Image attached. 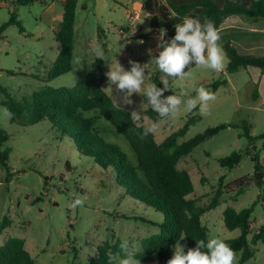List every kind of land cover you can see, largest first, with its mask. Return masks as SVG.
<instances>
[{"label": "rangeland", "instance_id": "1", "mask_svg": "<svg viewBox=\"0 0 264 264\" xmlns=\"http://www.w3.org/2000/svg\"><path fill=\"white\" fill-rule=\"evenodd\" d=\"M137 2V8L142 7L144 11V0ZM123 4L122 0H79L74 68L49 81V73L60 53L56 29L63 18L61 2L34 0L33 4L22 6L17 0H0V27L11 19L13 21L0 39V129L8 135L1 150H10L8 166L4 167L0 162V224L5 217L12 222L10 227L0 231V249L10 238L23 239L36 264H91L100 255V247L120 239L127 241L128 251L124 256H114L119 264L128 253L140 252L144 239L160 233L164 215L127 195L118 184L116 174L102 169L94 159L82 156L71 137L54 129L49 121L20 126L2 114L1 103L7 100V94L25 103L34 93L47 87L73 88L86 78L98 79L93 68L98 58L93 49L99 47L103 50L101 58L108 70L112 68L111 61H118L128 70L131 67L129 59L142 66L146 64L140 93H129L133 104L122 105L127 106L126 110H135L142 115L139 125L148 126L154 122L146 115L149 106L145 104L143 95L144 89L153 84L151 78L157 70L153 58L158 56L160 49L152 40H143V43H140L142 40H134L130 56L123 55L124 45L116 41L120 35L115 25L126 30L127 40L135 34L128 29L127 7ZM143 11L137 34L150 33L145 31L151 27ZM251 29L264 37V22L250 24L242 35L250 37ZM100 31L105 36L100 35ZM229 40H219L218 45L222 48ZM223 54L222 71L195 66L187 71L190 74L183 80L166 77L172 83L162 98L177 95L182 103L175 116L157 122L155 136L156 141L162 144L189 124L188 132L179 139L182 144L209 128L226 123L239 125L237 129L223 130L205 141L178 164L180 170L190 174L195 185V192L189 198L198 199L202 206L211 203L220 185L226 187L219 194L220 205L202 217L210 230V239L226 241L241 234L240 230L230 231L224 224L223 214L228 207L241 211L258 202L251 217L252 232L264 225V187H257L253 181L255 168L251 160V155L259 154L264 166L263 140L258 139L251 145L243 129V122H246L251 127L252 136L259 137L264 133V74L258 68L249 67L229 75L226 72L228 58L224 51ZM249 54L264 57V46ZM224 80L227 84L214 93L216 99L209 102L207 114H202L197 107L191 111L187 109L186 101L197 98L198 88ZM110 86L104 85V90L116 101L118 96L124 95L114 91V85ZM206 89L212 91L211 87ZM256 89L257 97L254 96ZM87 116L97 119L95 131L99 136L119 145L136 164V156L123 135L107 120L101 119L97 112H90ZM198 117L199 120L192 122ZM235 152L243 154L241 163L233 169L223 168L220 161ZM246 176L252 179V183L235 198L232 184ZM77 198L84 200L83 206L69 207ZM134 217H144L150 223ZM180 243L186 245V253V239ZM252 250L255 256L247 264H264V243L252 246ZM240 259L241 254H237L234 264H241ZM146 262L141 264L153 263Z\"/></svg>", "mask_w": 264, "mask_h": 264}, {"label": "trees", "instance_id": "2", "mask_svg": "<svg viewBox=\"0 0 264 264\" xmlns=\"http://www.w3.org/2000/svg\"><path fill=\"white\" fill-rule=\"evenodd\" d=\"M17 1L22 6L34 3V0ZM78 4L79 0L62 2V23L56 31L60 53L49 73V81L71 72L74 68ZM143 9L151 16V29L157 31L161 27L166 28L165 38L168 40L175 36V24H182L184 17L198 18L201 22L210 19L217 30L231 16H238L245 22H264V0H144ZM12 23L11 19L0 27V39ZM147 37L141 35L137 39ZM222 50L228 58L226 72L229 75H234L241 69L249 67L258 68L264 74V57L241 54L231 42L225 43ZM195 66L193 64L190 69ZM93 68L98 73V79L86 78L73 88L47 87L43 91L34 93L32 98L25 103H20L7 94V100L1 105L13 113L11 122L14 124L33 126L49 121L54 129L60 130L63 135L74 140L82 156L94 159L102 169L116 174L118 184L126 190L127 195L153 208L156 212L162 213L164 221L160 225V233L144 239L141 243V251L133 255L141 262L156 258L161 264H167L173 255V246L177 241H181V235L185 236L188 248H195L197 240H204L207 243L210 239V230L204 225L202 217L220 205L219 194L226 188L223 184V186L220 185L216 196L208 206H202L198 199H189V196L195 192V185L190 174L178 168L180 160L221 131L230 128L237 129L239 125L221 124L207 129L204 133L182 144L179 143V139L186 135L189 124L172 134L162 144L156 141L155 134H149L141 139L140 134L146 126L133 123L130 118L131 112L116 105L103 88L104 85H111L105 75L107 70L104 60L98 58L94 61ZM164 78H166L165 74L157 67L151 81L158 88H163L161 80ZM171 83L169 81V87ZM226 84L227 81L224 80L215 82L211 86L203 85V87H211L212 92L215 93L220 86ZM254 96H258V89ZM143 99L149 106L146 115L152 121L160 122L166 118H160L152 110L145 95ZM196 109H199V105ZM90 112H97L101 119L107 120L126 138L136 156V164L119 145L105 141L96 133L97 119L88 117L87 114ZM196 120H199V117L194 118L192 122ZM243 129L251 145L261 139L264 146V133L259 137L252 136L251 127L246 122H243ZM7 140V133L0 129V162L4 167L8 166L10 150L2 151L1 149ZM242 159L243 154L235 152L222 159L220 164L223 168L233 169L241 163ZM251 160L255 168L253 181L257 187L262 188L264 187V166L260 155H251ZM251 183L252 179L249 176L234 181L232 192L236 193L235 198L243 194ZM257 204L258 202H255L251 207L241 211L228 207L223 214L226 228L230 231L240 230L241 232L237 238L224 241L229 244L236 255L241 254V264H247L254 258L255 253L252 246L256 247L264 243V225L252 232L251 217ZM133 219L150 223L144 217ZM11 223V220L5 217L0 224V231L3 232L10 227ZM121 243L120 239H116L113 243H106L100 247L98 250L100 255L92 260L91 264H117L114 256L125 254L120 248ZM102 251L105 254H102ZM0 264H36V261L27 250L23 239L10 238L0 249Z\"/></svg>", "mask_w": 264, "mask_h": 264}, {"label": "clouds", "instance_id": "3", "mask_svg": "<svg viewBox=\"0 0 264 264\" xmlns=\"http://www.w3.org/2000/svg\"><path fill=\"white\" fill-rule=\"evenodd\" d=\"M146 32H151L148 28ZM158 36L157 48L158 56L154 59L159 70L166 77L185 79L190 73L186 69H190L193 64L202 66L213 71H222L224 68V54L222 48L218 45L220 34L215 24L210 19H205L201 22L198 18L184 17L182 24H175V36L170 40L166 39L167 29H157ZM143 43V41H140ZM97 58L103 57V50L99 47L93 49ZM130 70H125L124 67L117 62V66L105 73L109 83L116 86L117 93H124L122 97L118 96V101L123 104L131 105L133 101L129 99V93H140L141 86L144 83L146 64L143 66L134 60L129 59ZM163 88H158L155 84L144 89L149 105L152 110L158 114L160 118L175 116L182 100L177 95H169L162 98L164 92L169 89V80L164 78L161 80ZM197 98H189L186 101L187 109L191 111L197 107L199 100V110L202 114H207L209 110V102L216 99L215 94L203 86L197 90ZM2 114L5 118L11 119L13 113L3 107ZM131 120L133 123H138L142 120V115L137 111L131 112ZM158 130V123L151 122L144 127L140 138L144 139L149 134H155ZM83 199H74L69 205L71 208L83 206ZM185 236L181 235L183 240ZM174 252L172 257L167 261V264H234L236 260L235 251L221 239H209L207 243L204 240H197L195 248H188L185 253L186 245H182L179 241L173 246ZM122 251H128V243L124 241L120 244ZM111 259V258H110ZM119 264H141L140 259L131 253L121 259Z\"/></svg>", "mask_w": 264, "mask_h": 264}, {"label": "crops", "instance_id": "4", "mask_svg": "<svg viewBox=\"0 0 264 264\" xmlns=\"http://www.w3.org/2000/svg\"><path fill=\"white\" fill-rule=\"evenodd\" d=\"M57 2H62L64 0H56ZM123 1V5H125V7H127V20H128V29L129 31H134L135 34L131 35L129 40H127L125 38L126 35V30L124 28L119 27L118 25H115L116 28L119 29V35L120 37L116 38V41H119L120 43H122L124 45V51H123V55L125 56H130V46L133 44L134 40H152L154 41V43H157L156 40V36H158V32L153 30L148 33V34H137V26H139L141 24V21H133V17H134V9H136L138 7V2L137 0H122ZM54 3L52 5V10L54 9ZM98 9V4L96 5V10ZM143 11V10H142ZM144 12V11H143ZM146 13V12H145ZM146 15L149 18V23H150V15L146 13ZM263 22V21H262ZM261 23V22H259ZM259 23H253V22H245L242 19H240L238 16H231L228 19L225 20V22L221 25L219 31L220 34V40L222 39H230L229 42H231L236 48L237 50L241 53V54H245V55H249V53L255 51V50H259L260 48H262L264 46V37L258 33H256V31L254 29L249 30V35L250 37H245L242 35V31L247 30L248 26L250 24L254 25V24H259ZM59 28V27H58ZM58 28L56 29V31L58 30ZM139 31V30H138ZM133 32V33H134ZM102 35H104V32H100ZM141 35H146L148 36L146 39H137L138 36ZM105 36V35H104ZM245 38V39H244ZM224 45V44H223ZM146 55V54H145ZM117 62L118 61H111V65L112 68L114 69L117 66ZM106 65V70L107 72L109 71L107 68V64L105 62ZM125 70H128V68H125ZM108 87H112L109 85H106ZM104 88V86H103ZM114 91H116V86L114 85ZM115 94V93H114ZM109 96L114 100L115 104L118 105L121 108L127 107V106H123L122 101H120V104L116 102V98L112 95L109 94ZM190 199V198H189ZM141 251V250H140ZM157 260V261H156ZM149 262H153L152 264H158L157 262H160V260L154 258L152 259V261H147L146 263ZM151 264V263H150ZM161 264V262L159 263Z\"/></svg>", "mask_w": 264, "mask_h": 264}, {"label": "built area", "instance_id": "5", "mask_svg": "<svg viewBox=\"0 0 264 264\" xmlns=\"http://www.w3.org/2000/svg\"><path fill=\"white\" fill-rule=\"evenodd\" d=\"M141 13H142V7H140L139 9L138 8L134 9V17H133L134 22L141 19L142 17ZM263 198H264V195H263Z\"/></svg>", "mask_w": 264, "mask_h": 264}]
</instances>
